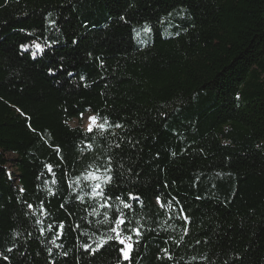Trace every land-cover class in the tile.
Instances as JSON below:
<instances>
[{
    "label": "trees",
    "instance_id": "obj_1",
    "mask_svg": "<svg viewBox=\"0 0 264 264\" xmlns=\"http://www.w3.org/2000/svg\"><path fill=\"white\" fill-rule=\"evenodd\" d=\"M88 113L123 128L71 127ZM109 156L141 196L134 264H264V0H0V264H128L81 247L108 234L83 178Z\"/></svg>",
    "mask_w": 264,
    "mask_h": 264
},
{
    "label": "snow or ice",
    "instance_id": "obj_2",
    "mask_svg": "<svg viewBox=\"0 0 264 264\" xmlns=\"http://www.w3.org/2000/svg\"><path fill=\"white\" fill-rule=\"evenodd\" d=\"M171 15V14H169ZM121 19H124V17H121ZM50 25L55 26L56 21L50 20ZM144 31L151 32V28L148 26L144 27ZM139 35V33H137ZM179 35V33H177ZM73 43H76L74 40ZM21 49L24 51H28L29 47H34L36 51L32 52L33 59L36 58L38 52H43L44 47L40 43L33 41L31 45L28 44H21ZM49 73L54 74V69L49 68ZM71 75V73H69ZM239 99V97H237ZM90 125L88 128L89 132H93L94 126H97L99 130L104 133L108 132L111 127L115 128H123V125L119 123L113 124L112 122L108 121L107 118H104L103 123H99L97 125L98 117L92 116L89 117ZM115 135V133H112ZM131 143V141H129ZM138 143V142H137ZM89 148L91 145H87ZM115 147L118 149L120 148V144L117 143ZM135 148V145H133ZM60 150L57 149V155L59 157ZM159 154L157 153V156ZM175 155V153H173ZM47 168L48 173L52 174L53 179L52 183L56 184L58 183V180L55 178L56 174L53 171V165L48 164L45 166ZM58 167V166H57ZM123 166L120 164L113 165V157L109 156L106 161H104L103 164L98 165L97 167L91 169L85 176H84V182L87 185L89 191L86 193L90 199H93L97 202V205L101 209H112L113 210V216L109 217L107 215V212L103 213V219L107 224L108 227V234H104L100 236L99 239L92 240L91 243H84L81 247L83 249V252L88 255H94L96 252H98L101 248H104L105 245L110 244V242H115V245L122 246L118 247V252L120 253V259L123 261L128 262V264H134L135 257L133 256V253L135 251V248L140 244L141 239L144 235L143 225L139 222L134 221L129 217L130 212H134L136 210L135 206L139 205L141 203V196L136 194L135 192H125L119 190V185L117 181L120 179L119 171H114V169H120ZM62 175H67L66 173H62ZM115 176V180H114ZM47 183V181H45ZM74 184L80 185L78 192L84 191V185H81V181L79 178H77L74 181ZM71 187V185H69ZM20 192H23L24 189H20ZM55 195V193H54ZM75 199L80 200L81 202L85 201L84 195L77 194L75 196ZM156 205L161 209H166L168 211L175 210L174 203L179 208L180 215L177 217V219H182L184 222V235L188 234V228L187 225L190 223V217L186 213L184 207L182 204H179L178 202H174L173 199L168 198L167 200L161 199V196L159 193L156 194L154 197ZM43 201L39 203V206L34 205L32 203H28L25 201L26 205V215L31 214L36 219L37 225H43L44 221L40 219L41 215L47 214V209L44 206ZM63 207V205H61ZM147 207V206H145ZM38 208V211H37ZM95 211V208H93ZM97 215H100V213H97ZM171 219V217H169ZM79 228V225L76 226ZM45 228L52 232L54 228L58 229L53 234L55 236V239H52V243H56V239L61 238L62 235H64L65 232V224L59 223V224H53L49 222L48 224L44 225V227L39 228L40 235L43 236L45 234ZM68 231H71V227H68ZM84 234V233H82ZM95 235V233H93ZM183 239V237H181ZM95 245V247H93ZM57 247H62V245H57ZM8 252H12L13 249L8 248ZM165 256L164 257H158V259L167 258L168 260H172L173 257L169 251L168 248H163L161 250ZM49 254L52 253L51 249H48ZM64 256H67L68 253L65 252L63 254ZM0 259L7 262L9 261V256L3 255L0 253ZM205 259H207L205 257ZM51 264H58L56 260H53Z\"/></svg>",
    "mask_w": 264,
    "mask_h": 264
},
{
    "label": "rangeland",
    "instance_id": "obj_3",
    "mask_svg": "<svg viewBox=\"0 0 264 264\" xmlns=\"http://www.w3.org/2000/svg\"><path fill=\"white\" fill-rule=\"evenodd\" d=\"M94 116L91 113H88L87 115H85L81 121L75 120L73 122L70 123L71 127H78V126H82V128H84L85 130L88 131L89 125H90V120L89 117ZM99 124V122L97 121V125ZM97 126H94L93 130L96 129ZM10 158L14 159L15 156L14 155H10ZM10 167H12V164H10ZM12 170L14 171V169L12 168Z\"/></svg>",
    "mask_w": 264,
    "mask_h": 264
}]
</instances>
